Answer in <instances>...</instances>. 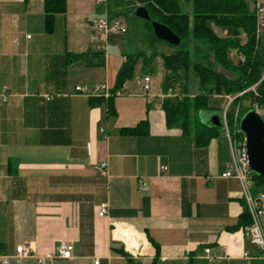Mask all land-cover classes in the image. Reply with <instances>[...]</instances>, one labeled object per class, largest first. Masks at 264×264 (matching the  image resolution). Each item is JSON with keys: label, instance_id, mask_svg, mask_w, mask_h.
<instances>
[{"label": "crops", "instance_id": "crops-1", "mask_svg": "<svg viewBox=\"0 0 264 264\" xmlns=\"http://www.w3.org/2000/svg\"><path fill=\"white\" fill-rule=\"evenodd\" d=\"M103 16L95 0H65L46 33L43 0H0V264H264L235 228L240 184L220 177L227 140L197 146L167 127L150 75L112 96L131 49L95 28ZM142 121L145 135L121 134ZM24 243L34 255L15 259ZM62 243L69 259L56 256Z\"/></svg>", "mask_w": 264, "mask_h": 264}, {"label": "trees", "instance_id": "trees-1", "mask_svg": "<svg viewBox=\"0 0 264 264\" xmlns=\"http://www.w3.org/2000/svg\"><path fill=\"white\" fill-rule=\"evenodd\" d=\"M188 1L106 0L109 19H119L125 25L139 21L146 47L144 52L125 54L111 95L121 91L124 84L132 79L138 65L142 74L150 75L155 70L157 59H160L163 68L161 91L166 95L161 109L165 114L167 127H178L183 134H191L197 146H205L222 129V114L208 104L209 98L226 100V96L231 97L228 108L239 103L241 111L237 126L241 116L255 108L261 111L264 120V80L258 83L264 68V50L255 38L254 0L251 8L247 0H190V11L187 7ZM136 7L145 8L151 21L169 28L180 38V44L172 47L157 40L150 23L134 17ZM43 12L45 32L51 33L55 17L65 13V0H43ZM210 25L224 28V34H216ZM241 34L244 35V41L239 38ZM125 36L128 39L130 34L126 32ZM230 51H234L241 61L233 63L228 57ZM190 75L197 79L201 89V93L193 97H189L187 93ZM256 83L258 84L254 92L248 91L239 95ZM101 101L94 99L91 103L97 105ZM245 101L248 102L247 106L242 104ZM107 107L108 115H115L112 99L107 101ZM199 112L215 115L221 125L215 127L202 124L199 121ZM230 115L227 110L226 121L229 129H233ZM146 132V121L139 122L133 128L121 130V134L128 136H142ZM235 135L238 138L243 136L241 133ZM252 179L257 189L262 188L263 178L252 174ZM242 205L243 210L235 228L244 229L250 224V218L243 202ZM157 255L156 250L155 261ZM130 263L136 264L133 261ZM189 264L193 262L190 261Z\"/></svg>", "mask_w": 264, "mask_h": 264}, {"label": "built area", "instance_id": "built-area-1", "mask_svg": "<svg viewBox=\"0 0 264 264\" xmlns=\"http://www.w3.org/2000/svg\"><path fill=\"white\" fill-rule=\"evenodd\" d=\"M96 4L103 8V18L97 20L94 23L95 28L100 31L105 37L111 33L115 34H126V25L119 19H109L106 13V0H95ZM254 15H255V38L256 41L260 42L264 50V0H254ZM264 80V68L261 77L258 81ZM149 77L145 76L140 82V86L143 92H147L149 89ZM249 87L247 91L240 93L239 95L251 91L254 92L256 85ZM75 91L86 92L85 89L76 87ZM121 91L116 92L120 94ZM227 100V106L222 114V128L225 131L226 140L230 152V162L224 173L221 174L223 179H234L240 184L241 200L244 204L249 218L250 224L244 228V234L249 242L256 247L259 251L261 259L264 261V184L262 188L257 189L252 179V172L248 167L247 153L245 149L244 137L238 138L235 134L240 133L238 126L236 125L237 120L233 123V128L237 131L234 134V138L231 136L227 121L226 111L232 98L229 96L225 97ZM255 111L258 110L255 108ZM258 113V112H257ZM259 114V113H258ZM261 115V114H259ZM107 164L105 161L99 163V171L102 176L107 174ZM165 170V168H161ZM148 190L146 183L139 181L138 191L145 192ZM106 213V206L102 205L99 207L98 216H103ZM72 246L62 243L57 251L56 256L60 259H69ZM204 252L207 254L209 251L205 249ZM34 255L33 246L29 243H24L15 248L14 258L20 259ZM43 259H38V263H43ZM97 264V261H95Z\"/></svg>", "mask_w": 264, "mask_h": 264}, {"label": "water", "instance_id": "water-1", "mask_svg": "<svg viewBox=\"0 0 264 264\" xmlns=\"http://www.w3.org/2000/svg\"><path fill=\"white\" fill-rule=\"evenodd\" d=\"M133 15L135 18L150 23L154 37L169 46L177 47L180 38L169 28L157 22L151 21L145 8L136 7ZM199 121L205 125L219 127L221 123L218 117L209 112H199ZM209 117L210 120H209ZM240 133L244 137L247 153L248 167L253 174L264 179V120L255 109L245 112L238 122Z\"/></svg>", "mask_w": 264, "mask_h": 264}, {"label": "rangeland", "instance_id": "rangeland-1", "mask_svg": "<svg viewBox=\"0 0 264 264\" xmlns=\"http://www.w3.org/2000/svg\"><path fill=\"white\" fill-rule=\"evenodd\" d=\"M250 8L252 7V0H247ZM191 9V6H189V10ZM254 11V8H253ZM210 27L213 29V31L218 34V35H223L225 32L224 28H218L215 26L210 25ZM127 28V32L130 34V37L127 39V44L129 45V49H131V53H138V52H144L145 51V44L143 42V34L140 28V24L139 21H137V23L133 24V22L131 23V25H126ZM111 34H115V33H111ZM119 34V33H118ZM123 35V34H120ZM241 41H244V35L241 34L240 37ZM162 49V48H161ZM163 50V49H162ZM163 51H169V49H165ZM228 57L229 59L233 62V63H238L241 61L240 57L234 52V51H230L228 53ZM219 70V69H218ZM163 75V68H162V63L160 59H157L156 61V65H155V70L154 72H152L150 74L151 77V87H155L157 86L159 88L160 83H161V78ZM141 77V71L139 66H137L135 68L134 71V75L132 77V79L129 81V85H134L136 80L139 79ZM247 91V89H246ZM187 93L189 97H193V96H197L198 94L201 93V89L199 88L197 79L193 76L190 75L188 78V84H187ZM208 104L211 105L212 107H214L215 109H217V111L221 112V114H223L227 104V101L223 98H218V97H212L208 99ZM244 106L248 105V102H243L242 103ZM228 112L231 114L230 115V119L232 121V123H234L235 119H238V115L239 112L241 111V105L235 104L233 106H230L228 109ZM259 114H262L261 111H257ZM192 117V115H191ZM227 119V116H225ZM191 122H193V120H191ZM231 136L234 138V134L237 131L236 129H229ZM218 138H225L226 139V135H225V131L222 129H220L219 134L217 135ZM240 137V136H239Z\"/></svg>", "mask_w": 264, "mask_h": 264}, {"label": "flooded vegetation", "instance_id": "flooded-vegetation-1", "mask_svg": "<svg viewBox=\"0 0 264 264\" xmlns=\"http://www.w3.org/2000/svg\"><path fill=\"white\" fill-rule=\"evenodd\" d=\"M211 117H209V120H210Z\"/></svg>", "mask_w": 264, "mask_h": 264}]
</instances>
